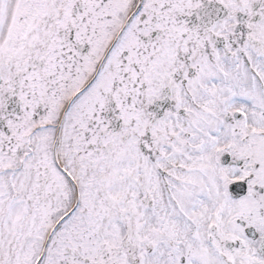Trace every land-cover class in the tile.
I'll return each mask as SVG.
<instances>
[{
    "label": "snow or ice",
    "instance_id": "snow-or-ice-1",
    "mask_svg": "<svg viewBox=\"0 0 264 264\" xmlns=\"http://www.w3.org/2000/svg\"><path fill=\"white\" fill-rule=\"evenodd\" d=\"M0 264H264V0H0Z\"/></svg>",
    "mask_w": 264,
    "mask_h": 264
}]
</instances>
